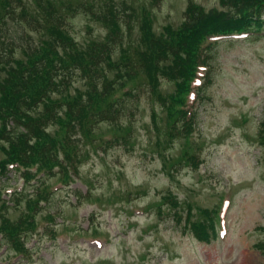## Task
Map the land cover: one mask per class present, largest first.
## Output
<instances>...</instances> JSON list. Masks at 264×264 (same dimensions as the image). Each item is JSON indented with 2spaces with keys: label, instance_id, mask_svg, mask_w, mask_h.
Instances as JSON below:
<instances>
[{
  "label": "trees",
  "instance_id": "trees-1",
  "mask_svg": "<svg viewBox=\"0 0 264 264\" xmlns=\"http://www.w3.org/2000/svg\"><path fill=\"white\" fill-rule=\"evenodd\" d=\"M129 3L0 0V176L11 167L24 183L35 180L36 185L33 195L13 194V206L22 204L13 221L3 214L9 207L0 187V239L18 255L28 253L26 238L36 232V217L51 195L49 180L67 185L98 147L129 145L132 127L120 120L123 97L149 92L152 122L155 105L165 115L167 133L158 131L155 138L164 167L196 170L201 147L194 139L197 114L191 109V91L201 70L211 81V50L217 43L210 38L260 31L264 24V0H218L220 9L210 11L187 0L180 25L167 24L156 33L150 14ZM77 13L105 29L101 40L76 42L68 25ZM161 77L174 84L172 93H161ZM204 85L197 87L196 98ZM104 124L107 128L99 131ZM259 124L255 139L264 150V119ZM158 141L166 147L160 149ZM175 141H182L181 151L167 167L165 152ZM130 196L125 194L128 202ZM86 200L99 207L113 203L101 197ZM153 208L157 216L183 223L200 243L217 237L219 206L194 212L190 203L168 193ZM42 219L54 221L50 213ZM254 248L264 256V239Z\"/></svg>",
  "mask_w": 264,
  "mask_h": 264
},
{
  "label": "rangeland",
  "instance_id": "rangeland-1",
  "mask_svg": "<svg viewBox=\"0 0 264 264\" xmlns=\"http://www.w3.org/2000/svg\"><path fill=\"white\" fill-rule=\"evenodd\" d=\"M125 1L145 9L156 31L166 24L179 26L187 4V0ZM195 2L205 11L220 9L218 0ZM68 30L81 45L91 38L101 40L106 32L78 13L69 20ZM211 55V81L194 104V139L201 147L196 170L164 167L155 138L158 131L167 133L165 115L155 105L156 124L152 122L150 93L139 90L135 98L123 97L120 120L132 127L129 145L98 147L91 153L78 177L54 190L43 205L36 217L39 228L26 240L25 256L15 255L0 239V264H264V256L254 249L264 239V150L254 141L264 119V26L246 37L219 41ZM160 79L161 93H172L174 84ZM106 128L101 125L99 131ZM158 142L160 149L166 147L164 141ZM181 143L175 141L165 152L167 167L179 156ZM32 185H24L13 170L0 176L9 207L3 214L9 220H16L22 211V204L13 206V194L30 193ZM168 193L190 203L194 212L220 206L217 238L202 244L184 230L183 223L157 217L153 204ZM96 197L113 204L99 207L86 200ZM46 213L54 218L49 228L41 219Z\"/></svg>",
  "mask_w": 264,
  "mask_h": 264
}]
</instances>
